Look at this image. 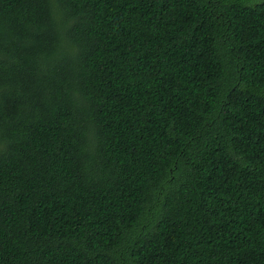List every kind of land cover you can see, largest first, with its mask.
Masks as SVG:
<instances>
[{"label": "trees", "instance_id": "obj_1", "mask_svg": "<svg viewBox=\"0 0 264 264\" xmlns=\"http://www.w3.org/2000/svg\"><path fill=\"white\" fill-rule=\"evenodd\" d=\"M0 264H264V0H0Z\"/></svg>", "mask_w": 264, "mask_h": 264}]
</instances>
